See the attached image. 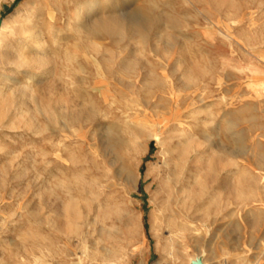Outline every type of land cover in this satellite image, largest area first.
<instances>
[{"label":"rangeland","instance_id":"rangeland-1","mask_svg":"<svg viewBox=\"0 0 264 264\" xmlns=\"http://www.w3.org/2000/svg\"><path fill=\"white\" fill-rule=\"evenodd\" d=\"M17 13L46 64L1 112L0 264H264V0H0V27Z\"/></svg>","mask_w":264,"mask_h":264},{"label":"bare ground","instance_id":"bare-ground-1","mask_svg":"<svg viewBox=\"0 0 264 264\" xmlns=\"http://www.w3.org/2000/svg\"><path fill=\"white\" fill-rule=\"evenodd\" d=\"M23 8L25 10H28V11L31 9L29 4L24 5ZM96 9L97 8L95 7V2L94 1H90L89 4L87 5V8L85 10L80 11V15L78 16V20L83 19L87 15L89 16L90 13L95 12ZM18 13L11 20H9L6 24L1 25V27H0V124H1V121H3L2 118L5 117V116L1 115L3 113L2 110L7 107L9 101H12V102L15 103L16 99L18 98V92H19V95H20L22 100L27 99L30 96V94H31L30 93L31 92L30 91V83H31V81H29V84L28 83L27 84H21L19 82L18 78L15 77V75L18 74L21 71H24V75H27L29 78L31 76H33V75H38L40 73V69H38V68L43 65V61H44V60H42L43 53L45 52L44 51V49H45L44 43L39 42L38 37L36 36L37 35L36 32H33L32 36L31 37L29 36L30 38L27 37L26 40L20 38V40L18 42V46L16 48H13L14 46L12 47L13 42L15 40L16 31H17L16 26L17 25L20 26L22 24V22H23L22 21V16L21 15L19 16ZM30 16L33 17V13ZM1 21L2 20H0V23H1ZM36 22H38V21H36ZM150 25H151V23L149 21L145 22V23L135 22V23L131 24L130 26H127V30L129 32L137 33L140 36H143L145 34V32H146V28L148 26H150ZM4 27H5V30H6L5 32L3 31ZM19 28H20V30H22L21 31L22 35H25L26 31L24 30V27L21 25V27H19ZM122 30H124V29H123V27H122V25L120 23L115 22V20H110V19H107V20L97 19L91 26V33H105V34H108V35H119V34H121ZM26 43L30 44L31 47L33 46L31 50L34 49L35 51H37V54H39L38 59L35 60L34 63L32 62V64H34L36 66L37 72H36V70L34 72L33 71L28 72L27 71V70L30 69L31 61L28 58V50H27L28 48L25 45ZM12 50H16V52H15L14 55L10 56V54H8V53L10 51H12ZM32 64H31V66H32ZM44 64H46V62ZM132 68H133V66H132ZM102 79H100V80H102ZM259 87L263 88L264 86H259ZM77 93H79V92H77ZM201 101H203V100H201ZM179 112H181V111H179ZM186 129L187 128H183L181 130V132L179 133V136L177 137L179 140H181V141L182 140L183 141L184 140L185 141L189 140L188 137L186 138V136H187V130ZM154 137H155L156 142H158L160 145L163 144L161 139L158 138L159 136L155 135ZM186 150H187V148H186ZM184 152H185V150L182 151L181 153H179V155L182 156ZM187 152H189V151H187ZM165 153L168 154V150L167 149H165ZM163 165L166 166V168H167V173H166L167 177H166V182H165V184H166V192L165 193H166V197H167V202H168V204H170L171 203V193H172L171 192V185L172 184L175 185L177 179H176V177L174 178L173 171L169 170V161H168V159H166L164 161ZM127 176L128 177L126 178V182L128 183V185L130 183L132 184L133 181H134V176L132 175V173L130 175H127ZM173 213H175V212H173ZM173 222H175V221H173ZM170 233H172V232H170ZM175 242H176V239H174L173 236H170L168 238V240H167L166 249H168V250L173 249V246H174ZM200 260H201V258L200 259H196L195 261L194 260H190L189 264H193V263L199 262ZM34 262H35V260H34Z\"/></svg>","mask_w":264,"mask_h":264},{"label":"water","instance_id":"water-1","mask_svg":"<svg viewBox=\"0 0 264 264\" xmlns=\"http://www.w3.org/2000/svg\"><path fill=\"white\" fill-rule=\"evenodd\" d=\"M193 264H202V261L200 260L199 262L193 263Z\"/></svg>","mask_w":264,"mask_h":264}]
</instances>
